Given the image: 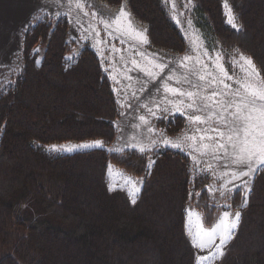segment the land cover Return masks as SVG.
<instances>
[{
    "label": "trees",
    "instance_id": "16d2710c",
    "mask_svg": "<svg viewBox=\"0 0 264 264\" xmlns=\"http://www.w3.org/2000/svg\"><path fill=\"white\" fill-rule=\"evenodd\" d=\"M127 1L148 25L154 47L184 51L162 0ZM194 1L216 37L250 55L264 77V0H228L240 31L226 24L223 0ZM67 29L62 21L54 31L38 24L27 34L22 74L0 99V244L8 251L0 264H195L184 222L190 172L178 154L162 153L131 203L123 191L108 188L106 150L50 156L34 146L115 138L111 83L89 48L66 67ZM39 40L47 42L40 66L30 54ZM143 158L112 156L136 176L143 174ZM20 192L65 228L17 218L14 198ZM221 264H264V171Z\"/></svg>",
    "mask_w": 264,
    "mask_h": 264
},
{
    "label": "rangeland",
    "instance_id": "374dc122",
    "mask_svg": "<svg viewBox=\"0 0 264 264\" xmlns=\"http://www.w3.org/2000/svg\"><path fill=\"white\" fill-rule=\"evenodd\" d=\"M42 1L46 3L45 6L33 14L29 26L21 31V46L16 60L10 65L0 66V99L14 87L22 74L27 52V34L38 24H47L54 31L59 22L65 21L68 27L66 67L74 63L83 49L93 50L111 83L117 102V116L112 121L115 138L111 143L97 139L48 145L34 143V146L50 156L106 150L108 188L123 191L131 203L138 193L141 194L145 180L162 153L168 150L178 154L186 161L190 172L189 199L184 213L188 239L191 237L187 220L190 217L189 210L194 209L199 213L194 216V221L207 232L222 219L227 225L239 212V222L232 230L233 241L249 205L256 180L264 171V165L254 164L257 168L255 172L236 181L232 173L239 172L240 168L233 163L235 154H226V147L230 146L228 135H233L234 139V133L230 129L235 119L234 102L239 99L235 93L239 91L242 95L245 94L241 84L264 85V77L253 58L235 44H223L208 27L206 17L194 0H162L168 16L185 41L183 52L154 47L148 37V25L134 16L127 0H123L118 6H111L102 0ZM78 4L80 7H77ZM223 4L226 24L231 29L240 31L242 24L232 6L228 0H223ZM121 8L128 14L127 19H117ZM229 15L234 17L236 27L232 26L233 22H229ZM46 47L47 42L39 40L31 49L30 54L38 66L43 62ZM242 56L252 61L259 77L249 73ZM218 63L221 69L218 68ZM201 76L204 77L203 80L200 79ZM140 77L159 79L152 93L142 92L143 88L138 80ZM187 77H192L195 83L189 85ZM169 88L179 92H192L194 96L189 99L186 95L173 94L168 91ZM193 100L195 104L189 108L188 105ZM211 107L216 114L210 110ZM194 116H200L203 122L190 119ZM122 127H127L136 134L133 142L128 143L120 135ZM220 133H224L223 137ZM87 143L94 146L68 149L69 145L81 146ZM221 143L226 147L220 148ZM134 154L144 157L142 175H133L125 165H119L112 159L113 155L128 157ZM111 167L120 174L111 173ZM125 177L131 180L124 179ZM141 181L143 185L139 189ZM14 208L17 218L23 221L46 219L56 226L63 225L44 213L37 201L22 192L17 193L14 198ZM7 252L0 244V259ZM219 258L212 259L207 264H216Z\"/></svg>",
    "mask_w": 264,
    "mask_h": 264
},
{
    "label": "snow or ice",
    "instance_id": "6c2138e0",
    "mask_svg": "<svg viewBox=\"0 0 264 264\" xmlns=\"http://www.w3.org/2000/svg\"><path fill=\"white\" fill-rule=\"evenodd\" d=\"M77 7H80V5L78 4ZM120 17H124L126 19L128 17V14L123 8H121L120 15L117 19ZM233 21L234 17L229 15V22ZM232 26L236 27L234 22ZM241 59L252 68V73L256 74L252 61L243 56ZM200 79L203 80L204 77L201 76ZM225 87H227V85H225ZM240 87L244 90L245 94L242 95L239 91L235 93L239 99L234 102L235 119L230 129V131L234 133L236 139L235 141L233 140V135H228L227 137L229 145L233 148L235 153L233 163L240 168L239 172L234 171L232 173L233 179L250 176L257 170V168L254 167V164L257 166L264 165V85L256 86L245 83L241 84ZM168 91L173 94L179 93L181 96L186 95L189 99H192L194 96L192 92H179L177 89L169 88ZM213 95H215V93H213ZM194 104L195 100H193V103L189 104L188 107L192 108ZM190 119L196 122H203L200 116L190 117ZM220 135L223 137L224 133H220ZM165 143H167V141ZM175 146L179 147V145ZM82 147H89V145H82ZM204 147H207V145H204ZM219 147L225 148L226 145L221 143ZM109 190H112L111 187ZM133 203H135V199H133ZM225 215L227 216L228 214L226 213ZM239 217L240 213L237 212L234 219L227 225H225V221L222 219L210 232L201 228V232L199 233H190V235L193 236L194 246L200 248L201 251H203L206 247L210 248L213 244H215L217 235H219L220 243L216 247V251L211 253V255L214 258L222 256L224 247L232 237V230L239 222ZM202 235L207 236V241L201 238ZM204 259H207V257L198 258L197 264H200V261Z\"/></svg>",
    "mask_w": 264,
    "mask_h": 264
},
{
    "label": "bare ground",
    "instance_id": "6f19581e",
    "mask_svg": "<svg viewBox=\"0 0 264 264\" xmlns=\"http://www.w3.org/2000/svg\"><path fill=\"white\" fill-rule=\"evenodd\" d=\"M45 4L46 3H44V1H42V0H0V66H1V64L2 65H4V64L10 65L12 63V61L16 60V54L20 51V46H21L20 45L21 44V40H20L21 31L26 30V28L29 26V22H30V19L33 16V14L36 11H38L40 8L45 6ZM218 65H219L218 68L221 69V66L219 63H218ZM252 65H253V63H252ZM67 66L70 67L71 64H69ZM246 67H247V70L249 71V73L253 74L252 68L248 64H246ZM253 75L259 77L258 71L256 70V74H253ZM186 79L188 80L189 85L195 83V80L192 77H187ZM212 108L213 107H211L210 110L214 111L213 114H216L215 110ZM241 135H242V133H241ZM235 139H236V137L234 135L233 140L235 141ZM83 145H89V147H82V145L81 146L69 145L68 149L69 150H75V149H79V148H90V147L94 146L93 144H89V143L83 144ZM232 153H234L233 148L231 146L226 147V154L229 155ZM113 172L115 175L120 174L113 167H111V173H113ZM124 179H130V178L125 177ZM238 180H242V178L236 179V181H238ZM109 189H110V187H109ZM139 192H140V190H139ZM138 197H139V193H138L137 198ZM137 198H135V201L137 200ZM189 212H190V217L187 220V225L189 226L190 230L188 229V231H190V233H192V234L201 232V225L200 224L198 225V223L194 221V216H198L199 213H197V211H195L194 209H190ZM189 237H191V238H189V241L191 239L190 244H191V246L195 252V264H197L198 258H200V257H207V259L201 260L200 264H207L212 259H215L211 255V253L216 251V247L220 243L219 235H217L215 244H213L210 248L206 247L203 251H201L200 248L194 246L193 236L190 235ZM201 238L203 240L207 241V236L202 235ZM231 243H232V237L227 242V244L230 246ZM228 245L225 246L223 249L224 257L226 255L228 249H229ZM225 248H227V249H225ZM223 255L219 256L220 258L218 257L219 260L216 264L222 263V261L224 259ZM222 257H223V259L221 260Z\"/></svg>",
    "mask_w": 264,
    "mask_h": 264
},
{
    "label": "flooded vegetation",
    "instance_id": "af4514ba",
    "mask_svg": "<svg viewBox=\"0 0 264 264\" xmlns=\"http://www.w3.org/2000/svg\"><path fill=\"white\" fill-rule=\"evenodd\" d=\"M138 80L140 81V86H142V88H143L142 92H145V93H152L156 88L157 82H159V79H155V78H153V80H150V79H144V78L142 79L140 77ZM146 95H148V94H146ZM129 98H131V97H129ZM120 135L124 136V139L127 140L128 143L133 142L136 139V137H135L136 134H133V132H130L127 129V127H125V128L122 127L120 129Z\"/></svg>",
    "mask_w": 264,
    "mask_h": 264
},
{
    "label": "water",
    "instance_id": "95a60500",
    "mask_svg": "<svg viewBox=\"0 0 264 264\" xmlns=\"http://www.w3.org/2000/svg\"><path fill=\"white\" fill-rule=\"evenodd\" d=\"M105 149H107V150L109 151L108 148H105ZM109 167H110V162H109ZM109 172H110V170H109V168H108V173H109ZM142 185H143V181H141V183H140V189H141Z\"/></svg>",
    "mask_w": 264,
    "mask_h": 264
}]
</instances>
